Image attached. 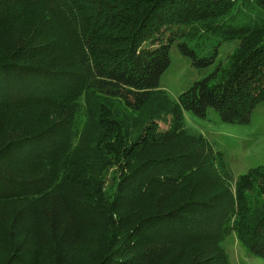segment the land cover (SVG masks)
<instances>
[{
	"label": "trees",
	"instance_id": "trees-1",
	"mask_svg": "<svg viewBox=\"0 0 264 264\" xmlns=\"http://www.w3.org/2000/svg\"><path fill=\"white\" fill-rule=\"evenodd\" d=\"M174 44L211 68L176 100ZM258 108L264 0H0V264H231L232 236L264 259V163L233 185L185 122Z\"/></svg>",
	"mask_w": 264,
	"mask_h": 264
},
{
	"label": "rangeland",
	"instance_id": "rangeland-1",
	"mask_svg": "<svg viewBox=\"0 0 264 264\" xmlns=\"http://www.w3.org/2000/svg\"><path fill=\"white\" fill-rule=\"evenodd\" d=\"M237 45L238 42L224 44L218 62L225 59ZM170 61L169 68L161 77L160 89L166 91L174 100L211 71V68L204 71L193 68L191 60L178 52L176 44L170 50ZM210 113V116L203 120L185 112L186 125L215 142L216 148L228 162L234 177L232 183L235 185L241 175L264 163V108L256 110L250 127L222 124L214 111ZM167 127V123H160V128ZM225 245L231 264H264V259L247 254L235 236L230 237Z\"/></svg>",
	"mask_w": 264,
	"mask_h": 264
}]
</instances>
